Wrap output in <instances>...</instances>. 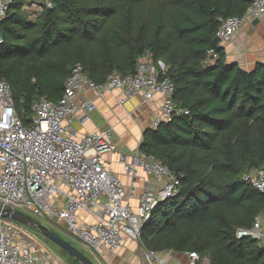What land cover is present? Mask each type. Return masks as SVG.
I'll list each match as a JSON object with an SVG mask.
<instances>
[{"label":"trees","instance_id":"trees-1","mask_svg":"<svg viewBox=\"0 0 264 264\" xmlns=\"http://www.w3.org/2000/svg\"><path fill=\"white\" fill-rule=\"evenodd\" d=\"M248 6L247 0H53L29 23L23 1L13 0L0 23V80L10 85L25 127L34 102L61 97L76 64L96 84L112 73L134 75L138 58L167 68L172 102L188 115L145 129L138 148L179 182L141 230L140 243L154 254L264 264L261 241L236 237L264 209V197L242 180L264 167V63L243 71L228 63L216 39L219 20L240 17ZM209 50L213 66L204 65Z\"/></svg>","mask_w":264,"mask_h":264},{"label":"built area","instance_id":"built-area-1","mask_svg":"<svg viewBox=\"0 0 264 264\" xmlns=\"http://www.w3.org/2000/svg\"><path fill=\"white\" fill-rule=\"evenodd\" d=\"M12 1L0 0V23ZM52 1L44 0L46 8L52 7ZM247 1L242 16L219 20L216 39L220 46L246 22L264 14V0ZM206 54L205 65L213 66L216 55L211 50ZM161 70L163 76L166 69ZM110 90L122 92L121 105L139 95L145 99L156 93L162 96L153 129L173 116L188 115L172 102L170 78L151 74L143 58L137 59L134 75L112 73L101 84L87 78L76 64L57 101L40 98L32 104L28 127L15 112L10 85L0 80V208L30 214L45 226L57 222L79 243L81 251L96 256L117 253L125 238L138 242L154 208L173 198L179 185L174 173L153 156L119 150L109 131L76 135L72 124L79 112L83 114L78 122L84 125L95 110L93 101L83 97L105 95ZM122 176L128 178V185ZM242 180L264 197V167L249 170ZM261 219L264 209L249 229L237 230L236 237L262 241ZM29 233V228L0 217V264H63L46 255ZM149 256L151 264H167L152 252ZM188 258V264H210L196 253H188Z\"/></svg>","mask_w":264,"mask_h":264},{"label":"crops","instance_id":"crops-1","mask_svg":"<svg viewBox=\"0 0 264 264\" xmlns=\"http://www.w3.org/2000/svg\"><path fill=\"white\" fill-rule=\"evenodd\" d=\"M22 1L23 12L27 15L29 23H34L42 12L44 0ZM254 20L258 21L257 24L253 25ZM254 20L246 22L228 43L221 45L228 63L237 64L243 71H250L256 64L264 63V14ZM144 60L148 62L151 74L158 75L162 68L167 69L162 62L153 64L148 57ZM121 98L122 92L120 90H110L105 95L86 94L83 99H92L95 110L84 125H80L78 122L83 114L82 111L79 112L76 116L77 119L72 124L76 135L109 131L111 142L119 150L128 154L138 150L142 134L145 129L152 128L155 114L159 110L163 98L157 93L149 99L139 95L123 105L120 104ZM106 158L115 160L114 156H107ZM115 167L121 174V168L116 164ZM149 180L152 181L153 178L150 177ZM122 181L128 185V178L122 176ZM261 225L264 232V219H261ZM260 243L264 246V238ZM149 253L140 241L125 238L123 247L117 253L103 252L97 257L104 264H151ZM154 255L165 259L167 264H188L189 261L188 253L166 251Z\"/></svg>","mask_w":264,"mask_h":264},{"label":"water","instance_id":"water-1","mask_svg":"<svg viewBox=\"0 0 264 264\" xmlns=\"http://www.w3.org/2000/svg\"><path fill=\"white\" fill-rule=\"evenodd\" d=\"M257 21L258 20H254L253 25L257 24ZM0 217L8 219L14 223L25 226L27 228L35 229L46 240L66 252L70 258L77 262V264H95L91 259L87 258L80 250H78L73 245L53 233L44 224L29 217L27 214L9 208H0ZM143 228L144 226L142 227V229Z\"/></svg>","mask_w":264,"mask_h":264},{"label":"rangeland","instance_id":"rangeland-1","mask_svg":"<svg viewBox=\"0 0 264 264\" xmlns=\"http://www.w3.org/2000/svg\"><path fill=\"white\" fill-rule=\"evenodd\" d=\"M241 29V28H240ZM146 58V57H144ZM207 64V62H206ZM205 65V63H204ZM206 66V65H205ZM15 105H17V99L14 98ZM29 217L35 219L36 221L41 222L38 218L27 214ZM157 221V220H156ZM53 233L61 237L63 240L67 241L71 245H73L75 248L80 250L79 243L68 233H66V230L64 227H62L59 223L54 222L53 225L47 226ZM147 228L153 229L152 226H148ZM30 230V236L31 240L37 244L39 247L42 248V250L46 253V255H49L53 260H59L63 264H77L75 261H72L71 258L68 256V254L56 245L52 244L48 240H46L43 236L38 234L33 228H29ZM81 251V250H80ZM87 258L91 259L95 264H104L100 258L95 256L94 254L87 253L85 251H81Z\"/></svg>","mask_w":264,"mask_h":264},{"label":"bare ground","instance_id":"bare-ground-1","mask_svg":"<svg viewBox=\"0 0 264 264\" xmlns=\"http://www.w3.org/2000/svg\"><path fill=\"white\" fill-rule=\"evenodd\" d=\"M85 97V96H84ZM92 100V99H91Z\"/></svg>","mask_w":264,"mask_h":264}]
</instances>
